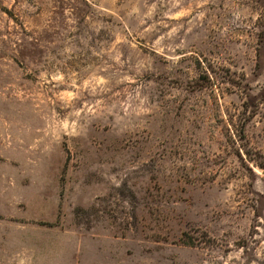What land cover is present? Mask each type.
I'll return each mask as SVG.
<instances>
[{"label":"rangeland","instance_id":"1","mask_svg":"<svg viewBox=\"0 0 264 264\" xmlns=\"http://www.w3.org/2000/svg\"><path fill=\"white\" fill-rule=\"evenodd\" d=\"M0 264H264V0H0Z\"/></svg>","mask_w":264,"mask_h":264}]
</instances>
